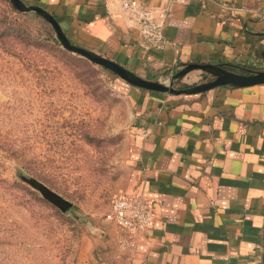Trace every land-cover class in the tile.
I'll list each match as a JSON object with an SVG mask.
<instances>
[{"label":"crops","instance_id":"0c3cea01","mask_svg":"<svg viewBox=\"0 0 264 264\" xmlns=\"http://www.w3.org/2000/svg\"><path fill=\"white\" fill-rule=\"evenodd\" d=\"M49 12L74 44L145 80L182 65L264 70V0H140L165 8L161 50L146 47L119 0H22ZM199 70L181 83L191 85ZM118 194L152 204L134 248L103 217L87 238L92 264H261L264 85L171 95L132 87Z\"/></svg>","mask_w":264,"mask_h":264},{"label":"rangeland","instance_id":"374dc122","mask_svg":"<svg viewBox=\"0 0 264 264\" xmlns=\"http://www.w3.org/2000/svg\"><path fill=\"white\" fill-rule=\"evenodd\" d=\"M23 14L30 41L20 33L10 49L0 45V264H92L87 238L102 230L118 194L133 86L66 51L37 14ZM35 40L43 51L25 47ZM199 74L174 88L209 79ZM36 184L69 208L47 201Z\"/></svg>","mask_w":264,"mask_h":264},{"label":"water","instance_id":"95a60500","mask_svg":"<svg viewBox=\"0 0 264 264\" xmlns=\"http://www.w3.org/2000/svg\"><path fill=\"white\" fill-rule=\"evenodd\" d=\"M15 10L21 13H35L44 19L52 28L55 33L56 39L59 44L69 53L78 55L85 58L92 64L100 66L120 79L128 83L129 85L140 88L150 92L171 94V95H194L205 93L218 87H231V88H246L257 85H264V70H251L246 68H237V71L231 69L230 66L224 64H196L188 63L181 66V68L171 75L166 82L152 81L142 79L132 72L121 67L119 64L95 54L89 50H86L73 42H71L64 32L57 20L49 12L39 6L26 5L21 0H9ZM199 70L204 75L209 77L204 81L197 83L185 89L174 88V84L181 80L186 74ZM32 184V183H31ZM34 185V184H32ZM35 187L41 192L43 197L60 207L63 211L69 205L64 200L51 194L47 188L36 184ZM264 264V231H263V251H262V263Z\"/></svg>","mask_w":264,"mask_h":264},{"label":"built area","instance_id":"2783aa9c","mask_svg":"<svg viewBox=\"0 0 264 264\" xmlns=\"http://www.w3.org/2000/svg\"><path fill=\"white\" fill-rule=\"evenodd\" d=\"M169 3L186 5L189 0H167ZM123 12L138 26V37L146 47L161 50L165 46L163 26L165 8H154L140 0H119ZM152 202L141 195H114L104 219L115 225L120 233L119 246L132 250L136 234L152 222Z\"/></svg>","mask_w":264,"mask_h":264},{"label":"trees","instance_id":"16d2710c","mask_svg":"<svg viewBox=\"0 0 264 264\" xmlns=\"http://www.w3.org/2000/svg\"><path fill=\"white\" fill-rule=\"evenodd\" d=\"M5 2H8V0H6ZM26 17H27V14H23L21 12H18L9 4V2H8V8L3 7L0 9V45L5 46L7 44L8 48L10 49L11 47H13V45H12L13 42H11V43H7V42L19 39L21 34L26 35L25 37L27 38L28 41H30V37H31L30 33L31 32L28 28L29 24H28L27 20L25 19ZM35 41L36 42H32V44H30V43L26 44L25 47L30 46L34 49H40L41 51H43V40H38V41L35 40ZM53 41L57 44V42L55 40H53ZM19 43H20V45H22L21 44L22 42H19ZM47 190L51 194H53L54 196H57L58 198H60L58 195L54 194L49 189H47ZM60 199H62V198H60ZM46 200L49 201L48 199H46ZM50 203H52V202H50ZM52 204H54V203H52ZM68 205L70 206V204H68ZM69 206L63 211H66L69 208ZM58 208H60V207H58Z\"/></svg>","mask_w":264,"mask_h":264}]
</instances>
